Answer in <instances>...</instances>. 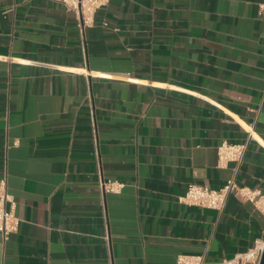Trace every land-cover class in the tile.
Wrapping results in <instances>:
<instances>
[{
    "label": "crops",
    "instance_id": "0c3cea01",
    "mask_svg": "<svg viewBox=\"0 0 264 264\" xmlns=\"http://www.w3.org/2000/svg\"><path fill=\"white\" fill-rule=\"evenodd\" d=\"M262 2L110 0L83 35L61 2L0 0V180L20 218L0 264H217L252 247V202L179 197L233 176L264 194ZM223 140L248 141L240 165H218Z\"/></svg>",
    "mask_w": 264,
    "mask_h": 264
},
{
    "label": "built area",
    "instance_id": "2783aa9c",
    "mask_svg": "<svg viewBox=\"0 0 264 264\" xmlns=\"http://www.w3.org/2000/svg\"><path fill=\"white\" fill-rule=\"evenodd\" d=\"M63 3L68 9L75 12L79 30L84 35L85 28L94 22L96 12L106 6L110 0H55ZM258 13L264 16V2L259 3ZM95 156L99 160L96 120L93 116ZM251 133V132H250ZM248 147V141L243 143H231L223 140L218 146V165L225 166L229 162L240 165L244 160ZM125 183L118 180L100 178L99 187L102 192H119ZM236 195L240 199L252 202L257 209L264 213V194L259 189L240 185L236 177L229 178L221 187L213 188L208 184L190 182L186 192L179 197V202L187 205H195L224 210L230 195ZM20 218L16 214V203L8 191L7 179L0 180V232L7 239L11 233L19 229ZM264 251V235L256 239L255 244L246 251L236 254L232 258H226L217 264H260ZM206 255L180 253L176 264H205Z\"/></svg>",
    "mask_w": 264,
    "mask_h": 264
},
{
    "label": "water",
    "instance_id": "95a60500",
    "mask_svg": "<svg viewBox=\"0 0 264 264\" xmlns=\"http://www.w3.org/2000/svg\"><path fill=\"white\" fill-rule=\"evenodd\" d=\"M260 264H264V251H263V255H262L261 263Z\"/></svg>",
    "mask_w": 264,
    "mask_h": 264
}]
</instances>
